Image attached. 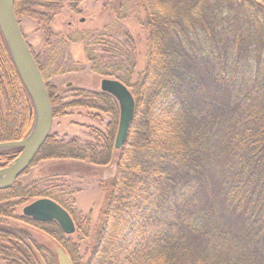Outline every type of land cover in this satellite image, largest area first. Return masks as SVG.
Returning a JSON list of instances; mask_svg holds the SVG:
<instances>
[{"label":"trees","instance_id":"1","mask_svg":"<svg viewBox=\"0 0 264 264\" xmlns=\"http://www.w3.org/2000/svg\"><path fill=\"white\" fill-rule=\"evenodd\" d=\"M28 1H15L16 16L32 14ZM141 1L149 46L139 79L130 84L134 64L126 76L122 59L112 58L107 72L90 58L96 74L114 76L131 89L135 110L119 148L103 228L86 264H261L264 0ZM0 56L12 86L6 93L0 81V142L20 140L32 128L34 112L1 32ZM100 96L110 103L108 94ZM109 112L117 113L112 107ZM111 146L107 139L103 149H90V161L109 163ZM55 147L60 154L49 157L87 156L86 150L76 152L69 144ZM96 154L100 159H94ZM15 155L0 152V167ZM36 187L14 182L0 189V215L8 206L2 201L26 195L50 198L69 211L53 194ZM33 222L49 227L46 232L75 261L76 246L55 221ZM15 239L0 232V253L10 256V264H41Z\"/></svg>","mask_w":264,"mask_h":264},{"label":"rangeland","instance_id":"2","mask_svg":"<svg viewBox=\"0 0 264 264\" xmlns=\"http://www.w3.org/2000/svg\"><path fill=\"white\" fill-rule=\"evenodd\" d=\"M28 3L32 14L21 13L16 17L56 105H51L50 143L15 182L22 186L36 183V189L50 192L69 209L75 232L63 233V237L76 246L73 264H86L103 228L104 209L117 175L120 154L113 147L119 117L117 102L108 94V104L100 96L104 92L99 85L101 78L114 76L96 74L91 69L90 58L95 57L107 72L111 70L108 63L112 58L122 59L119 64L126 76L128 67L134 64L130 84L135 83L147 64V11L141 0H30ZM8 78L0 56V81L6 93L12 87ZM2 100L0 91L3 112ZM111 107L113 112L117 111L115 118L109 112ZM107 139L112 145L110 162L92 163L90 149L96 152L103 149ZM60 142L69 144L76 152L86 150V158L49 157L60 154L55 147ZM4 151L9 156L15 155L14 148L0 150ZM94 159L100 158L96 154ZM38 198L26 195L2 201L8 206L5 214L0 215V232L15 236L14 244L18 239L19 246L34 253L41 264H56L55 248L61 245L46 232L49 227L34 224L32 218L22 214V208ZM7 252L13 255L12 251ZM10 263V256L0 253V264Z\"/></svg>","mask_w":264,"mask_h":264},{"label":"water","instance_id":"3","mask_svg":"<svg viewBox=\"0 0 264 264\" xmlns=\"http://www.w3.org/2000/svg\"><path fill=\"white\" fill-rule=\"evenodd\" d=\"M16 0H0V32L8 48L19 79L27 90L34 110V123L30 133L20 140L0 142V150L19 148V153L8 165L0 167V189L11 187L16 179L31 165L40 148L46 141L52 125V106L42 73L23 37L15 14ZM100 90L112 96L117 102L119 117L114 148L123 146L129 131L134 110L135 98L131 90L115 78H101ZM22 214L36 221H55L62 233L75 232L74 221L61 205L47 197L38 198L22 208ZM56 264H73L62 247L55 248Z\"/></svg>","mask_w":264,"mask_h":264}]
</instances>
